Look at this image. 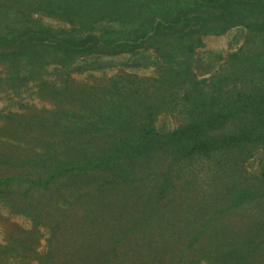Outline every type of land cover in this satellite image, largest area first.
Masks as SVG:
<instances>
[{
	"label": "trees",
	"instance_id": "1",
	"mask_svg": "<svg viewBox=\"0 0 264 264\" xmlns=\"http://www.w3.org/2000/svg\"><path fill=\"white\" fill-rule=\"evenodd\" d=\"M22 1L11 5V0H0V62L10 75L27 73L28 79L38 70L41 75L49 64L68 66L76 58L92 60V65L118 49L140 45L153 49L139 54L160 72L146 86L129 81L116 113L114 108L104 112L100 125L83 127L72 139L77 146L86 140L81 135L99 130L110 143L109 133L115 131L119 146L98 168H113L108 162L114 158L117 165H130L124 169L130 174L125 187L132 202L125 207H132L127 217L121 214L119 225L109 220V248L96 264H264V170L258 174L245 166L249 157L264 152V0H35V11L25 13L29 17L20 13L9 20V6ZM34 12L38 19L32 18ZM87 16L93 21L85 26ZM45 17L77 18L84 31L54 30L43 23ZM98 20L120 27L95 32ZM235 26L246 30L244 46L212 70L211 81L199 78L192 59L202 36ZM162 111L176 114L180 123L157 128L155 113ZM52 143L47 149L51 152L44 151L49 170L38 177L34 170L44 156L22 161L7 154L32 170L17 165L0 179V188L15 181L35 183L44 193L58 192L68 205L73 194L56 190L52 182L62 172L74 175L72 167L84 162L68 165V156L59 152L66 140ZM201 162L209 167L210 181L204 184L197 171ZM116 168L110 178L120 181ZM85 196L81 192L75 198ZM92 202L97 201L85 204ZM111 207L114 216L120 206ZM90 214L96 221L92 206ZM53 252L49 249V256Z\"/></svg>",
	"mask_w": 264,
	"mask_h": 264
},
{
	"label": "rangeland",
	"instance_id": "2",
	"mask_svg": "<svg viewBox=\"0 0 264 264\" xmlns=\"http://www.w3.org/2000/svg\"><path fill=\"white\" fill-rule=\"evenodd\" d=\"M32 2L36 3L37 0H23L21 4L11 7L14 3L11 0L9 20L14 16L19 17L20 13L29 17L25 13L35 11L36 7ZM63 12L65 15L66 12ZM35 13L32 18L38 19ZM42 21L54 30L81 28L84 31V26L82 28L77 18L62 20L45 17ZM92 21L93 18L87 16L85 26L91 25ZM98 21L94 23L95 32H102L108 27L110 30L120 27L108 25L104 20ZM245 38L246 30L242 26L232 27L223 33L203 35V43L196 47L192 59L195 65L193 67L196 71L199 70V78L211 81L212 70L226 64L228 56L244 46ZM143 50L148 54L154 52L153 49L147 50L145 45L133 50L118 49L117 53L113 52L92 65V60L76 58V62L70 61L71 65L68 66L49 64L41 75V70H38L29 74L28 79H24L27 73L25 76L10 75L5 64L0 62V179L17 165L19 168H32L28 163L17 161V156L8 159L7 154L18 155L22 161L30 156L39 159L46 154L45 150L47 153L51 152L47 149L53 147L54 141L61 145V140H66L59 152L68 156V165L75 163L78 166L83 162L85 165L72 167L74 175L60 173L52 182L56 190L63 188L69 196L73 194V197L68 198V205L58 192L52 190V195L48 190L44 193L35 183L15 181L10 186L0 188V264H96L101 260L102 251L109 248L110 237L105 232L109 220L119 225L120 218L127 217L132 207H125L132 202L125 187V184H130V174L124 169L130 165L124 164L123 167L124 162L117 165V158H114V161L108 162V166H114L113 168L103 169V165L98 168L100 162L103 164V157L111 158L119 146L115 139L120 136L115 131L109 133L110 143L107 133L99 130L81 135L86 139L85 143L77 146H74L72 139L79 137L75 132H79L81 128L100 125L102 120L98 118L104 112L108 113L114 108L116 113L115 105L118 100L123 99V87L129 81L146 86L145 84L160 76L151 60L139 54ZM131 102L126 106L128 112L132 111L129 106ZM155 114L154 123L157 128H172L180 123V117L171 112ZM67 124H71L69 128ZM55 156L56 152L52 158ZM45 158L44 163L34 170L36 177L49 170L46 163L48 158ZM115 166H118L116 173L120 176V181L110 178ZM245 166L250 171L262 174L264 152L261 156L257 153L249 157ZM208 169L204 162L197 167L201 184L210 181ZM121 172L125 174L122 176ZM122 177H126L124 182ZM4 188L7 191L1 193ZM81 192L86 194V199L75 198ZM15 193L20 194L22 199ZM91 200L97 202L85 204ZM27 205L32 212L27 209ZM111 205L120 206L114 216L110 213V210H114ZM44 206L49 210L42 208ZM90 206L96 215V221L90 214ZM67 224L70 227L66 228ZM110 227L116 232L114 225ZM49 249H53V257L49 256ZM81 260L83 263L79 262Z\"/></svg>",
	"mask_w": 264,
	"mask_h": 264
}]
</instances>
